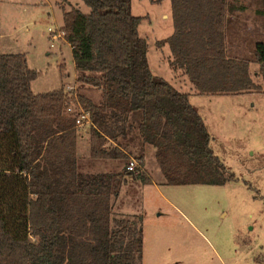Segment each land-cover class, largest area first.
Segmentation results:
<instances>
[{"label": "trees", "instance_id": "trees-1", "mask_svg": "<svg viewBox=\"0 0 264 264\" xmlns=\"http://www.w3.org/2000/svg\"><path fill=\"white\" fill-rule=\"evenodd\" d=\"M83 1L91 11H64L63 29L77 80L102 89L99 104L78 87L35 93L38 72L26 54L0 47V264H143L144 214L114 208L127 175L154 182L145 169L148 146L169 185L235 179L189 94L153 73L132 0ZM244 9L231 0H171L174 30L158 44L169 45L170 65L198 92H264V41L254 51L262 83L228 47L231 15ZM72 101L91 116V160L121 161V171L81 170L83 133L67 112ZM132 157L135 171L127 169Z\"/></svg>", "mask_w": 264, "mask_h": 264}, {"label": "rangeland", "instance_id": "rangeland-1", "mask_svg": "<svg viewBox=\"0 0 264 264\" xmlns=\"http://www.w3.org/2000/svg\"><path fill=\"white\" fill-rule=\"evenodd\" d=\"M67 1L0 0L2 47L26 54L29 66L38 72L32 81L35 93L58 89L63 83L67 93L77 88L68 83L75 81L76 68L65 34L50 40L48 30L63 29L64 11L76 7L89 13L91 8L83 0ZM231 1L245 4L246 9L231 15L230 55L247 60L253 79L262 83L254 58L256 43L264 41L262 0ZM132 12L143 16L139 33L148 40L153 73L180 84L182 91L192 95V102L205 117L214 153L235 179L223 185H169L154 147L148 146L149 166L145 169L154 182L144 185L127 175L115 212L144 214L143 264H264V92L199 93L182 69L170 65L169 45L158 44L174 30L171 0H132ZM81 92L95 103L102 101L99 87L81 84ZM73 96L70 93L69 98ZM82 133L78 146L81 170L123 169L121 161L91 160L88 128ZM7 153L2 151V155ZM138 154L134 149L133 156Z\"/></svg>", "mask_w": 264, "mask_h": 264}, {"label": "built area", "instance_id": "built-area-1", "mask_svg": "<svg viewBox=\"0 0 264 264\" xmlns=\"http://www.w3.org/2000/svg\"><path fill=\"white\" fill-rule=\"evenodd\" d=\"M61 28V27H60ZM60 28H49V36L51 40L62 38L65 34L64 29ZM54 44L52 43V46ZM74 89V88H73ZM67 112L69 114H74L76 116V126L79 129H85L89 128L92 124L91 116L89 112H87L83 107L80 105H77L72 101V103L67 108ZM139 162L136 158L132 157L129 161V164L127 166V169L130 171H135V169L138 167Z\"/></svg>", "mask_w": 264, "mask_h": 264}, {"label": "crops", "instance_id": "crops-1", "mask_svg": "<svg viewBox=\"0 0 264 264\" xmlns=\"http://www.w3.org/2000/svg\"><path fill=\"white\" fill-rule=\"evenodd\" d=\"M50 38V37H49ZM51 40V39H50ZM67 43L69 44V42L67 41ZM70 45V44H69ZM0 46H1V50H2V52H5V53H15V52H11V51H8V50H4L3 49V47H2V44H1V40H0ZM70 47H71V45H70ZM72 50V49H71ZM17 53V52H16ZM76 68V67H75ZM184 73V72H183ZM182 73V74H183ZM79 75H80V72L76 69V75H75V81H73V82H68V83H75V85H76V87H78L79 88V91L81 92V84H85V83H83V82H81V81H78L77 79H78V77H79ZM169 81V80H168ZM177 81V80H176ZM177 89H179L180 91H182L181 89H180V87H181V85L179 84V85H175L174 83H173V81H170ZM62 86H64V83H63V85ZM61 86V87H62ZM196 89V88H195ZM197 90V89H196ZM198 91V90H197ZM183 92H185V91H183ZM186 93H188V92H186ZM196 93V92H195ZM200 93V92H199ZM189 94V96H190V101H191V103L198 109L199 107L196 105V104H194L193 102H192V100H191V94L190 93H188ZM198 111H199V109H198ZM200 112V111H199ZM201 115H203L202 113H200ZM203 117V119H204V121H205V117L204 116H202ZM206 123V122H205ZM207 125V124H206ZM207 128H208V126H207ZM148 166H149V164H148V162H147V157H145V168L147 169L148 168Z\"/></svg>", "mask_w": 264, "mask_h": 264}]
</instances>
